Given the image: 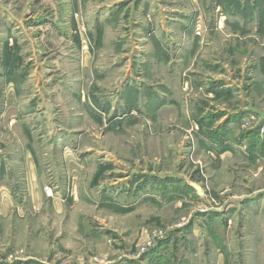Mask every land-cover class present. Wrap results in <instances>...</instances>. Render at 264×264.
Masks as SVG:
<instances>
[{
  "label": "rangeland",
  "instance_id": "1",
  "mask_svg": "<svg viewBox=\"0 0 264 264\" xmlns=\"http://www.w3.org/2000/svg\"><path fill=\"white\" fill-rule=\"evenodd\" d=\"M251 105L264 0H0V264H264Z\"/></svg>",
  "mask_w": 264,
  "mask_h": 264
},
{
  "label": "water",
  "instance_id": "2",
  "mask_svg": "<svg viewBox=\"0 0 264 264\" xmlns=\"http://www.w3.org/2000/svg\"><path fill=\"white\" fill-rule=\"evenodd\" d=\"M250 111H253L254 113L258 114L260 116V118H261V121H263V119H264V112L255 109L252 105H251ZM194 188L197 191V193H198L199 196H202L204 194L203 189H202L201 186L194 185Z\"/></svg>",
  "mask_w": 264,
  "mask_h": 264
}]
</instances>
